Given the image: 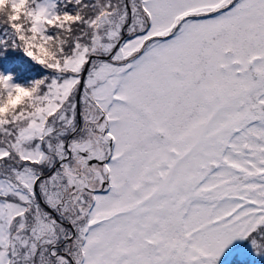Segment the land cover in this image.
Masks as SVG:
<instances>
[{
	"label": "snow or ice",
	"instance_id": "snow-or-ice-1",
	"mask_svg": "<svg viewBox=\"0 0 264 264\" xmlns=\"http://www.w3.org/2000/svg\"><path fill=\"white\" fill-rule=\"evenodd\" d=\"M0 264L264 254V0H0Z\"/></svg>",
	"mask_w": 264,
	"mask_h": 264
},
{
	"label": "trees",
	"instance_id": "trees-1",
	"mask_svg": "<svg viewBox=\"0 0 264 264\" xmlns=\"http://www.w3.org/2000/svg\"><path fill=\"white\" fill-rule=\"evenodd\" d=\"M7 69L8 73H12L18 80L23 81L28 78H37L41 75L42 70L39 66L30 61L20 51L9 50L3 56H0V72ZM240 248L246 249L247 254H243V250L239 249L225 257L220 264H264V254H257L253 251L252 246L247 241L239 242Z\"/></svg>",
	"mask_w": 264,
	"mask_h": 264
},
{
	"label": "rangeland",
	"instance_id": "rangeland-1",
	"mask_svg": "<svg viewBox=\"0 0 264 264\" xmlns=\"http://www.w3.org/2000/svg\"><path fill=\"white\" fill-rule=\"evenodd\" d=\"M1 72H4L5 74H8L7 69L2 70ZM239 242H241V241H235V242H233V244L230 245L229 248L225 251V253H224V255L222 256V258H221L220 261H222L225 257H226L227 260H228V255H229L231 252H233V251H236V250H239V249H242V250H243L244 248H240L241 246H240V244H238ZM242 243H243V241H242ZM243 254H244V255L247 254L246 249L243 250ZM219 264H220V263H219Z\"/></svg>",
	"mask_w": 264,
	"mask_h": 264
}]
</instances>
